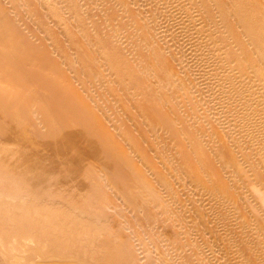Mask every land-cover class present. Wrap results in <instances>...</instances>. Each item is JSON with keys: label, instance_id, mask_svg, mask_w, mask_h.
I'll list each match as a JSON object with an SVG mask.
<instances>
[{"label": "rangeland", "instance_id": "1", "mask_svg": "<svg viewBox=\"0 0 264 264\" xmlns=\"http://www.w3.org/2000/svg\"><path fill=\"white\" fill-rule=\"evenodd\" d=\"M0 94V264H264V0H0Z\"/></svg>", "mask_w": 264, "mask_h": 264}, {"label": "bare ground", "instance_id": "2", "mask_svg": "<svg viewBox=\"0 0 264 264\" xmlns=\"http://www.w3.org/2000/svg\"><path fill=\"white\" fill-rule=\"evenodd\" d=\"M258 32V31H257ZM260 34V33H259ZM260 36V35H259ZM1 95V94H0ZM2 97H4V96H2ZM10 97V96H9ZM76 226V225H75ZM77 226H78V223H77ZM76 230V229H75ZM75 230H73V232L75 231ZM76 232V231H75ZM72 235V234H71ZM79 235V234H78ZM69 237H71V236H69Z\"/></svg>", "mask_w": 264, "mask_h": 264}]
</instances>
